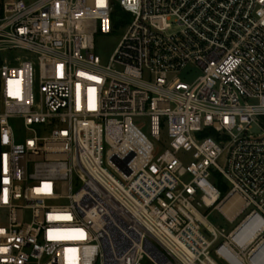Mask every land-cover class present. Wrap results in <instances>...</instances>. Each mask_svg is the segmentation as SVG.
Here are the masks:
<instances>
[{
    "label": "built area",
    "instance_id": "2783aa9c",
    "mask_svg": "<svg viewBox=\"0 0 264 264\" xmlns=\"http://www.w3.org/2000/svg\"><path fill=\"white\" fill-rule=\"evenodd\" d=\"M0 264H264V0H0Z\"/></svg>",
    "mask_w": 264,
    "mask_h": 264
},
{
    "label": "rangeland",
    "instance_id": "374dc122",
    "mask_svg": "<svg viewBox=\"0 0 264 264\" xmlns=\"http://www.w3.org/2000/svg\"><path fill=\"white\" fill-rule=\"evenodd\" d=\"M120 19L121 22L118 21ZM130 17L125 18L124 16L120 17L116 14L112 16V21L114 25V29L110 35L107 36H102L99 35L95 38V43H94V53L100 58L101 62L103 64H107L109 58L113 54L114 50L116 49L118 43L120 42L122 36L125 33L126 27L125 23L129 21ZM186 73V72H185ZM185 73H180L178 77L186 84H190L194 81V79L199 76L200 72L197 69H191V71L187 74ZM137 126H139L141 123H135ZM13 126L16 132V135L20 137L22 140L24 138H27L29 134L25 132L22 128L21 122L20 121H14ZM144 132H146V129H143ZM259 131L258 129L252 128L251 133L257 134ZM162 139L163 141L166 140L165 135L162 133ZM183 160H188L189 156L185 154H181L179 156ZM224 158L222 157L221 159L218 160V164L222 166ZM228 215H230L228 213ZM208 221L213 224L214 226H220L224 227L225 229L230 228L228 224L225 222L224 218L222 215L214 211L208 216Z\"/></svg>",
    "mask_w": 264,
    "mask_h": 264
},
{
    "label": "trees",
    "instance_id": "16d2710c",
    "mask_svg": "<svg viewBox=\"0 0 264 264\" xmlns=\"http://www.w3.org/2000/svg\"><path fill=\"white\" fill-rule=\"evenodd\" d=\"M115 14L118 15V16H120V17H122V16H124L125 18H128L129 17L128 15H126L125 13H123L119 8H116ZM218 182H219V184H218L219 189L221 190V192L224 193L225 190H226V187L224 185H221L220 179H219Z\"/></svg>",
    "mask_w": 264,
    "mask_h": 264
}]
</instances>
